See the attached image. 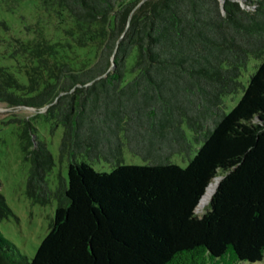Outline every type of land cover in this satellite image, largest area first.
Masks as SVG:
<instances>
[{
  "label": "trees",
  "instance_id": "trees-1",
  "mask_svg": "<svg viewBox=\"0 0 264 264\" xmlns=\"http://www.w3.org/2000/svg\"><path fill=\"white\" fill-rule=\"evenodd\" d=\"M240 1L44 0L61 20L71 19L70 40L40 33L15 40L21 78L0 65V103L45 108L43 118L62 128L59 160L67 159V171L51 190L52 155L33 143L35 128L24 120L26 194L57 205L30 259L0 233V264L263 259L264 0ZM75 47L92 50L93 63L72 67L67 57L80 55ZM250 57L259 64L243 86L238 77ZM127 72L133 76L125 81ZM239 87L241 97L225 112L223 97ZM123 147L146 163H120ZM176 154L187 158L185 166L171 161ZM77 157L115 166L97 172ZM9 213L0 193V221Z\"/></svg>",
  "mask_w": 264,
  "mask_h": 264
},
{
  "label": "rangeland",
  "instance_id": "rangeland-1",
  "mask_svg": "<svg viewBox=\"0 0 264 264\" xmlns=\"http://www.w3.org/2000/svg\"><path fill=\"white\" fill-rule=\"evenodd\" d=\"M46 3L44 0H0V22L5 25V27L0 26V65L8 67L17 78H21V75L18 74L16 68L18 58L16 55L12 56L15 40L26 41L34 38L38 33L52 42L70 40V37L65 34V30L68 29L66 24L69 26L72 24L71 19L63 15L61 20L54 4ZM240 3L246 7L243 0ZM77 48L80 50V55L74 58L70 56L72 55L70 54L71 50H66L67 55L70 56V58L67 57V61L72 67L79 68L84 64L86 66L92 64L94 52L89 49L81 50L79 47H75L73 50L77 52ZM131 61L132 58L128 60V64ZM258 64L257 59L250 57L246 65L241 68L238 81L243 86H246L249 76L256 70ZM132 76V73L127 72L125 81L131 79ZM241 95V87L236 93L225 95L223 97L224 111L228 112ZM44 112L45 109L38 111L29 108H14L0 103V193L11 210V213L0 221V233L28 259L35 254L40 242L48 233L57 202L55 199H51L48 203L41 205L32 202L26 194L25 186L30 161L26 153V140L22 137L24 120H29L35 128V131L30 135L33 143L36 140L44 143L52 155L54 165L51 172L46 175L51 190H54L57 185L58 175L66 177L67 171V159L59 160L58 146L62 128L60 125H55L52 120L43 118ZM184 130L190 139L191 133L186 126H184ZM82 160L86 159L76 158L77 162ZM86 161L97 172H109L115 166V163H107L102 159ZM171 161L180 166L187 164V158L178 154L173 155ZM120 163L142 165L146 162L123 147ZM207 207L208 204L196 209L195 213L201 216ZM238 264H264V257L260 262Z\"/></svg>",
  "mask_w": 264,
  "mask_h": 264
},
{
  "label": "bare ground",
  "instance_id": "bare-ground-1",
  "mask_svg": "<svg viewBox=\"0 0 264 264\" xmlns=\"http://www.w3.org/2000/svg\"><path fill=\"white\" fill-rule=\"evenodd\" d=\"M219 179L220 177L219 176H216L213 181L206 187V190L205 192L203 193L199 203H198V206H197V209L200 208V207H203L205 205H207L211 199V196L212 194L214 193L217 185H218V182H219Z\"/></svg>",
  "mask_w": 264,
  "mask_h": 264
},
{
  "label": "water",
  "instance_id": "water-1",
  "mask_svg": "<svg viewBox=\"0 0 264 264\" xmlns=\"http://www.w3.org/2000/svg\"><path fill=\"white\" fill-rule=\"evenodd\" d=\"M132 11H133V10H132ZM111 67H113V64H112V66H111ZM103 76H105V74H104ZM44 109H45V108H44ZM44 109H43V110H44Z\"/></svg>",
  "mask_w": 264,
  "mask_h": 264
}]
</instances>
